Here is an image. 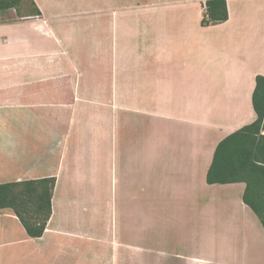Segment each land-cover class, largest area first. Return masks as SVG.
<instances>
[{
	"label": "crops",
	"instance_id": "0c3cea01",
	"mask_svg": "<svg viewBox=\"0 0 264 264\" xmlns=\"http://www.w3.org/2000/svg\"><path fill=\"white\" fill-rule=\"evenodd\" d=\"M33 1L41 16L0 22V184L56 182L40 238L0 209V264H72L76 245L89 249L92 238L127 247L133 260L145 251L186 264H227L226 254H233L228 264H264V231L242 200L245 184L206 182L218 143L256 119L264 0H225L227 20L208 26L201 23L206 0ZM145 158L150 235L166 222L159 214L173 212L155 205L168 192L169 203L182 202L180 220L170 222L175 241H201L202 252L138 244ZM79 163L110 170L116 197L135 201L130 210L116 199L113 211L112 201L109 210L100 200L99 221L111 225L110 234L74 225L90 201ZM74 177L83 194L67 200ZM130 222L136 240L125 242Z\"/></svg>",
	"mask_w": 264,
	"mask_h": 264
},
{
	"label": "trees",
	"instance_id": "16d2710c",
	"mask_svg": "<svg viewBox=\"0 0 264 264\" xmlns=\"http://www.w3.org/2000/svg\"><path fill=\"white\" fill-rule=\"evenodd\" d=\"M9 10L15 11L14 20L41 16L33 0H0V14ZM227 18L225 0H206L202 25L222 23ZM252 107L256 119L216 146L206 182L244 183L242 200L264 231V76L255 79ZM55 182L54 177H48L0 184V209L11 210L29 237L40 238L51 217Z\"/></svg>",
	"mask_w": 264,
	"mask_h": 264
},
{
	"label": "rangeland",
	"instance_id": "374dc122",
	"mask_svg": "<svg viewBox=\"0 0 264 264\" xmlns=\"http://www.w3.org/2000/svg\"><path fill=\"white\" fill-rule=\"evenodd\" d=\"M15 17H16L15 11L9 10L7 12H3L0 14V22L14 20ZM76 136L78 138L80 137L78 135ZM80 143L82 144V142ZM88 151L91 153L89 147H88ZM86 156L87 158H89L88 154ZM76 168L85 171V177H86L84 183V188L86 189L85 195L88 199H90V201H86L87 208H89L88 211L83 212L82 210L80 212V209L78 210V212L80 213L78 216L80 217L77 218V221L74 223V225L80 227L83 226L84 224L85 225L89 224V226L92 227L91 229L92 236L98 237L101 231L102 233L103 231H108V233L110 234L112 231L111 225H109V227L105 229L104 220H102V222L99 221L100 200L108 201L109 210H111L110 201H112L113 211L115 210L116 207V199H118L119 201L118 204L124 203L125 208L130 210L132 206L135 205V201H132L131 198L130 199L125 198L121 200L119 193L117 194L118 197H116V184L115 182L112 181V178L115 175L112 174L110 170H108L107 174L105 175L104 173L100 174L99 168L97 170V167H94L92 164L84 165V169H83L81 163H79L78 166H76ZM140 169H141L140 172L141 179L138 180V184L139 187L143 185V189L137 191V194L139 195L138 204L142 206L141 208L142 210L138 215V218L140 219V230H141L140 243L138 244H141L146 248H151L154 250H159V251L162 250L164 252L167 251V253L175 252L176 254L180 252L179 254L181 256L186 255L185 253L191 254L190 252L196 254L195 253L196 250L199 253L202 252L199 247V245H202L201 241L198 242V245L197 242H195L194 245H190V246H187L181 240L175 241V239L178 238L180 235L176 233L175 227H172L170 222L172 219L175 218L180 220V215L179 213L176 212V208L179 207L182 204V202L179 200H174L172 203H169L170 193L168 192H166V194H168L166 197H162L163 203L161 204V206H159L158 204L159 199L157 195L156 197L157 200L155 205L157 209L158 208L173 209V212L170 214H159L161 215V218L166 222L163 223L164 225H159L156 228V230H154L150 235V231L148 230V222H149L148 219H151V215L149 214L151 213V211H148V207L152 206L153 202L149 203V197H148V192L150 191V188L149 190L147 188L148 162L146 158L141 162ZM158 174L159 173H155V174L153 173L150 175V178L152 179L155 176L158 177ZM70 182L71 181H69L67 184H69ZM69 186L70 187H68L66 194V197L69 196L67 200L73 198L75 199L80 198L81 197L80 194L83 193L82 192L80 193L79 187L82 186L80 185V182L77 180V178L74 177V181H72L69 184ZM83 198L84 197H82L81 199ZM114 221H115V216H114ZM256 221L258 220L256 219ZM130 224L131 226L129 228V232L126 233L125 235V242L128 241L131 242L132 238L135 239V237L132 236V234H130L131 227L133 226L132 222H130ZM258 225H259V229L261 230L262 228L260 226V223ZM161 234H162V238L159 239ZM165 237H169V239L171 240L165 241ZM92 241L93 242L91 243L89 249L88 247H85L84 244H81L79 246L76 245V247L74 248V254L76 257L71 261L72 264L74 263L75 264H186L185 260L173 259L174 256L160 254L159 256L155 255L156 257H154V255H147V252L145 251L138 252L140 254L139 260H133L130 254L131 250L128 249L127 247H124L123 249H117L116 246L111 243L104 245L99 240H95L93 238ZM237 248L238 247L235 248V252L238 251ZM71 252H73V250H71ZM231 256H233V254H231ZM231 256L226 254L222 258H224L225 262H227L228 264L229 262H232L230 260H233ZM156 258L162 259L164 261L158 262V260H155Z\"/></svg>",
	"mask_w": 264,
	"mask_h": 264
}]
</instances>
